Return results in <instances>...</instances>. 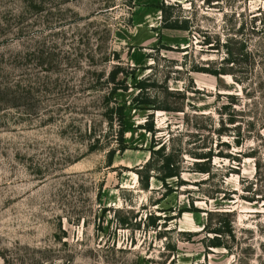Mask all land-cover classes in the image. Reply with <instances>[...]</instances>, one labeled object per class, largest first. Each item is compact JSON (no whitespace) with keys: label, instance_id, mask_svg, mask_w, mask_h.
<instances>
[{"label":"rangeland","instance_id":"rangeland-1","mask_svg":"<svg viewBox=\"0 0 264 264\" xmlns=\"http://www.w3.org/2000/svg\"><path fill=\"white\" fill-rule=\"evenodd\" d=\"M166 1L192 32L162 29L160 0H0V264H264V0ZM228 39L248 42L247 63L226 64ZM117 64L137 72L114 98L128 106L129 148L108 166ZM209 66L229 73L194 71ZM149 76L181 109L154 111L160 138L232 153L164 198L160 180L146 190L137 173L153 138L139 126L154 112L133 99ZM223 120L231 148L215 132ZM193 202L200 211L179 213ZM222 212L234 235L208 249L201 230Z\"/></svg>","mask_w":264,"mask_h":264},{"label":"trees","instance_id":"trees-1","mask_svg":"<svg viewBox=\"0 0 264 264\" xmlns=\"http://www.w3.org/2000/svg\"><path fill=\"white\" fill-rule=\"evenodd\" d=\"M133 2V0H129ZM162 13V29L168 30H178V31H188L192 32L191 20L187 17L175 16L174 4H169L166 0H160L154 5ZM233 39H228L222 44V47L226 50L227 57L225 58L226 64H232L234 66L240 63V60L248 62L252 57V50L248 46V42H242L240 48H236ZM207 44H211L210 41ZM162 48L171 49L169 46H162ZM119 59V58H118ZM194 71L205 72L217 77L222 74H228L226 66L219 68L212 67H195ZM137 72V68H127L122 64H117L111 70L107 82L111 85V91L108 95L107 105H108V120L111 124L118 123V137L119 142L118 148H112L107 153V164L112 166L115 162L117 153H124L129 147L125 140V134L127 129L126 118H127V104L117 103L114 98L120 90L128 91L130 87V78H134ZM136 87L139 89V93L134 97L133 102L135 107L140 109H146L150 111H167V112H179L181 109L177 108L171 99V95L175 94L174 90H171L168 86L167 80H159L157 77L149 76L140 79ZM179 92V91H178ZM232 101L230 106H224L226 111L230 110L235 104V96H229ZM114 102L113 106H110ZM223 113V112H222ZM228 123H236L235 117L230 112ZM142 129L147 130L152 134V142L149 148L150 157L148 161L137 170L141 185L144 189L150 190L152 187V180L156 178L163 183V187L166 188L162 198L168 197L176 191V189L187 185L188 182L184 178L185 172L194 173H205L211 174L214 170L212 161L215 156L219 157H232V153L224 154L219 151L215 152L214 148L211 147L208 150H198L196 147H186L180 143H175L174 136L169 140L165 138H160L158 136V129L155 123V112L149 114L147 121L139 126ZM227 126L224 123L220 125V128H216L215 132L219 137V142L221 144L227 145L231 148L230 142L222 141L223 136L227 134ZM172 140L174 143H172ZM234 144L241 146L243 144L242 134H239L235 140ZM238 159V156L234 157ZM171 180L176 181V186L171 182ZM198 208L194 206V202L191 208L185 207L180 209L179 213L185 212H198ZM221 220L217 226L211 227L209 224L206 225L201 232H206V237L204 238V243L208 249H215L221 247H227L226 238L228 236L234 235V229L232 226V221L229 219V212H222ZM161 216L149 215V225L153 228L158 227V220ZM126 218H121L120 225L126 226ZM198 232H188L187 235L191 237L198 235Z\"/></svg>","mask_w":264,"mask_h":264}]
</instances>
